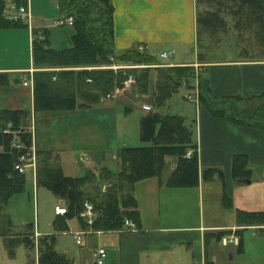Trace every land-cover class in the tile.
<instances>
[{
	"label": "crops",
	"instance_id": "0c3cea01",
	"mask_svg": "<svg viewBox=\"0 0 264 264\" xmlns=\"http://www.w3.org/2000/svg\"><path fill=\"white\" fill-rule=\"evenodd\" d=\"M28 1L33 15L32 30L24 23L0 28V108L30 112L27 119L28 123L32 119L37 153L50 151L55 161L59 162L58 151L72 149V138L81 136L84 129L79 131L80 120L90 121L91 114L95 115L98 111L107 112L122 105L127 115L131 107L135 106L141 111L140 119L149 110L158 111L155 108L159 105L153 103L155 74L148 91L140 96L127 92L130 87L104 93L92 84L84 85L76 76V71L82 68L133 67L132 63L121 61L84 67L43 65L41 69H74L59 83L72 86L73 96L65 98L68 104L74 103V106L68 109L35 110L33 29L38 31L40 37H44L40 31H46L49 47L61 49L69 44L74 28L72 25L59 23L66 16L59 9V0ZM111 3L113 43L117 51L141 46V49H137L151 52L159 58L162 50L174 49L175 55L169 61H163L161 57L159 60L166 65H192L194 68L193 78L179 86H185L186 92L182 96L184 100L193 103V106L187 107L188 103L182 107L180 102L175 101L177 112L172 113L183 115L191 129L198 159L197 184H167L176 165V157L167 155L160 176L143 178L134 184L133 195L139 212L136 230H95L84 225L82 219L76 216L66 218L68 228L55 230L53 221L62 214H55L54 205H65L62 198L55 196L53 212L46 227L40 228L41 223L37 220L36 225L30 224L28 230L32 231V238L54 235V248L70 264H94L92 252L96 246L105 248V264H226L223 261L225 252H228L226 258L232 260V264H248L242 260L246 253L259 259L256 264H264V249L257 248L264 246V222H242L238 219V212L264 213V123L260 122L264 119V41L250 36L246 38V42L244 35L240 32L238 36V31L234 28L236 32L227 33L231 48L225 51L222 40L225 39L223 37L226 32L222 30V21L218 24V30L212 31L204 27L199 29L197 24L198 12L213 9L217 3H197L196 0H111ZM220 14L225 19L231 17L226 20H232L233 23L234 14L222 11ZM240 37L243 38L240 40ZM113 70L116 71L115 68ZM201 80L212 96L221 98V102L236 114L249 109L248 111H253L255 118L260 119L259 122H245L241 120V115L234 119L229 116V112L213 113L198 98ZM89 81L87 77L85 83ZM175 92L162 105L171 104L169 100ZM107 93L111 95L106 96ZM50 115L54 119L65 121V125L58 130L61 139L59 146L43 142L36 133V119L39 116L45 119ZM43 122L41 120L40 124ZM91 130H87L90 136L93 133ZM126 144L122 140L109 149L114 152L116 170L119 168L116 150ZM106 146L111 144L103 142L102 151ZM75 150L91 159V169L96 174L103 171L101 178L97 176V181L103 189L106 188L107 169H110L106 160L101 157L93 162L92 156L85 154L89 150ZM238 153L247 156L246 174L233 173V156ZM60 166L64 172L63 165ZM207 167L218 168L221 175L215 173L209 177H201V172ZM26 172H30L32 181L36 184L37 170L34 174L32 168L27 167ZM64 174L79 176L66 172ZM159 201L163 203L162 212L159 210ZM194 207H198L197 216ZM25 223L27 221L23 222V228L17 234L25 231ZM80 230L86 231L82 233L81 241L76 242L73 232ZM34 231L38 233L36 236ZM232 234L238 236V243L221 242L223 235Z\"/></svg>",
	"mask_w": 264,
	"mask_h": 264
},
{
	"label": "trees",
	"instance_id": "16d2710c",
	"mask_svg": "<svg viewBox=\"0 0 264 264\" xmlns=\"http://www.w3.org/2000/svg\"><path fill=\"white\" fill-rule=\"evenodd\" d=\"M26 0H16L24 3ZM197 3H217L213 9L200 10L197 14L199 29L204 27L216 29L222 21L226 27V19L222 18L220 11L235 15L233 28L238 33L241 29H249L252 37L264 41V0H196ZM4 0H0V28L22 24L21 21L6 19L3 14ZM227 8V12L226 9ZM59 9L73 19L74 33L70 36L69 44L61 49H53L48 45L46 31H40L44 37L34 31L32 40L33 64L36 68L33 72V95L35 110L51 108H64L74 106L68 104V95L73 96L72 86L59 84L68 77L74 69L49 70L41 69L43 65L49 66H95L112 61L146 64L145 66L129 67L125 69H87L76 71V76L84 85L92 84L106 93L122 86L123 80L128 74L135 75L136 86L142 92L148 90L155 72L154 81V105H161L172 92L183 83H188L194 76L192 65H152L161 61L157 55L140 51L135 47L117 51L113 43V4L111 0H59ZM220 14V15H219ZM224 17V16H223ZM40 34V33H39ZM112 58V59H111ZM55 77L53 78V76ZM71 77V76H70ZM89 78V83L86 78ZM80 82V83H81ZM204 82L199 81V100L203 101L215 114H227L232 118L238 115L243 121L259 122V118L253 116V111L245 109L237 114L223 104L221 98H216L206 89ZM28 111L23 109L0 108V216L4 222L11 226V220L7 213L3 212L4 205L13 194L24 189L25 174L13 167L20 150L10 146V133H4L3 127L8 121L12 127L28 124ZM254 117V118H253ZM264 123V119H262ZM139 138L144 144L122 145L116 150L119 168L116 171L107 169L106 188L98 184L97 176L101 178L103 171L95 173L87 169L82 175L70 176L64 174L60 164L55 161L51 152L37 153V177L36 184L50 190L55 196L63 199L67 211L53 221L55 230L66 229V218L79 216L83 200L92 202L95 217L92 229H118L121 228L124 219L131 218L136 225L139 223V212L136 209L137 202L133 195V187L137 180L160 176L164 165L165 156L176 157V165L171 171L167 184L169 185H196L198 172V159L195 144L191 137V129L181 114L165 113L149 110L140 119ZM22 139L30 144L28 130L22 132ZM188 148H193L189 157L184 154ZM37 151V150H36ZM248 159L245 154L233 156V173L246 174L248 172ZM221 175L216 167L203 169L200 176ZM2 212V213H1ZM239 221L264 222L262 212H238ZM1 218V219H2ZM0 219V220H1ZM32 222L25 223V231L22 233L0 232L5 246L23 243L25 246H34L32 231L28 229ZM30 232V233H29ZM23 236H22V235ZM36 264H70L67 259L54 248V235H43L38 238ZM10 254L14 255L11 251ZM28 264H35L28 262Z\"/></svg>",
	"mask_w": 264,
	"mask_h": 264
},
{
	"label": "rangeland",
	"instance_id": "374dc122",
	"mask_svg": "<svg viewBox=\"0 0 264 264\" xmlns=\"http://www.w3.org/2000/svg\"><path fill=\"white\" fill-rule=\"evenodd\" d=\"M225 10L227 12V8ZM2 14H3V10H2ZM228 18L229 16L226 19L228 20ZM229 19H231V17ZM227 20H226V27L222 26V30L226 32L225 36L223 37L225 39L222 40V47L225 49V51H229V48H231V46L228 45L229 41H227L228 39L227 35L229 34L227 33H233L235 31V29L232 27V20L231 22ZM215 30H218V25ZM241 30H243L242 34L244 35L243 37L245 38L244 41L247 42L246 38L250 36L252 37V34L249 33L250 32L249 29H241ZM237 35L239 36V33ZM242 38L240 37V40ZM173 55L175 54L173 53L171 56ZM171 56L168 58H161V60L169 61L172 58ZM133 67H138V66H133ZM118 69H122V68H118ZM118 69L115 68V70ZM152 74L154 75L155 72ZM177 89H178L177 92L174 91L175 92L174 96H172L173 100L172 99L169 100V103L171 104H166V105L161 104L159 105V107H156L155 109H157L158 111L164 114L177 112L176 107L174 105L175 101L180 102L179 105L180 106L183 105L182 107H185V104L189 103L188 101L184 100L185 98L182 96V94L186 92L185 86H181V88L178 87ZM147 91L148 90L142 92L141 90H139V88H137L136 86V80H135V83L133 84L132 88L130 87L127 92H129L130 94L133 93L135 96H140L141 93H145ZM189 104L187 107L193 106V103H189ZM182 112H184V110ZM185 112H189V111L185 110ZM91 116H92L91 117L92 120L90 121L80 120L81 126L79 131H81L82 129L84 130L82 131L81 136L74 137V139L72 138L73 141V144L71 145L72 149L66 151H58L59 152L58 154L60 155V161L57 162L63 165L64 172L68 174L80 175L85 170L91 169L92 167L90 163L91 159L87 157L88 159L87 161L83 160L82 158L83 153L81 151L79 152L78 150L76 151L75 150L76 148H85L89 150V152L85 154L92 156L93 162L94 160H99L101 157H103L106 160V164L108 168L112 170H116L117 163L115 157H113L114 152L109 150L110 148L113 147L115 143L119 144L120 141L125 140L128 145L144 144V142L141 141L139 138V120L141 116V111L139 108L135 106L131 107L129 113H127L126 115L123 106L118 105L115 107V110L114 109L108 110L107 112L98 111L96 112L95 115L91 114ZM39 118L36 119V130H37L36 133L41 138L40 140H42L43 142H48L51 146H59V144L61 143V139L59 137L58 130L65 125V123H63L65 121L62 119L60 120L54 119L53 117H51V115L45 119H43L41 116H39ZM187 118L189 119L190 116L188 115ZM41 120L44 121L42 124H40ZM66 122L69 123L67 120ZM85 128H88L87 130L92 129L91 131L94 134L91 133L92 135L90 136L89 132H87V130L85 131ZM103 142H109L111 144V146L108 147L106 146V149L104 151H102L103 149H101V144ZM115 146L119 147V145H115ZM24 184H25L24 189L10 196L6 204L4 205L3 212L7 213V215L9 216L12 227H9L4 222L5 218L4 219L2 218L3 215L2 214L0 216V219L2 218L0 220V232H6L8 230H10V232L11 231L19 232L20 229L23 228L24 221L32 222L33 224L36 225V220H37L41 223L40 228H45L47 223L49 222L53 212V203L56 201L55 195L46 187L42 185L34 184L30 172H26ZM159 210L161 212L164 210L162 201H159ZM197 210L198 207H194L196 216H197ZM38 238L37 240L33 239L34 246L28 247L25 246L23 243L5 246L3 242V238L0 233V264H28V262L30 261L36 264L37 253H38L37 251ZM257 248L264 249V246L262 247L260 246ZM11 251L14 252V255L10 254ZM225 253L226 254L223 261L226 264H232V260L229 261V259L226 258V256L228 257V252ZM242 260L243 262L248 264H256L257 262H259V259H256L252 255L249 256V253H246V257H244Z\"/></svg>",
	"mask_w": 264,
	"mask_h": 264
},
{
	"label": "built area",
	"instance_id": "2783aa9c",
	"mask_svg": "<svg viewBox=\"0 0 264 264\" xmlns=\"http://www.w3.org/2000/svg\"><path fill=\"white\" fill-rule=\"evenodd\" d=\"M5 5L3 7V16L6 19L21 21L23 22L30 30L33 28V15L30 9L29 1L26 0L24 3H17L16 0H5ZM59 23H65L67 25L73 24V19L71 15H66L59 20ZM141 49V46L137 47ZM174 53V49L162 50L159 53V57L168 58ZM146 64H132V66H145ZM152 65H166V63L160 62ZM116 68V67H114ZM135 83V75L130 73L123 80L122 86L119 88H115V91H121L124 89H128L133 86ZM111 93H107L106 96H110ZM24 130H28L30 133V144H26L22 139V132ZM4 133H10V146L12 149L20 150V153L13 164V167L17 169L19 172L25 173L27 167H31L33 173L36 174L37 170V151L34 143V130L32 119L26 125H19L17 128L12 127V122L8 121L3 127ZM193 152L192 148H188L185 152V156L189 157ZM87 157L83 155V159ZM67 211L66 206L63 204H55L54 212L55 214H64ZM79 216L84 219V222L88 227H91L92 222L95 217L94 207L91 201L85 199L82 202V209L79 211ZM137 225L131 218H125L121 230H136ZM86 230L74 231L73 235L76 242H80L82 239V233ZM72 232V231H71ZM38 233L34 231V236ZM34 240H37L36 237ZM221 242L223 244H227L228 242H232L233 244L238 243L237 235H223L221 237ZM94 264H105L106 263V250L103 246H96L92 252Z\"/></svg>",
	"mask_w": 264,
	"mask_h": 264
}]
</instances>
